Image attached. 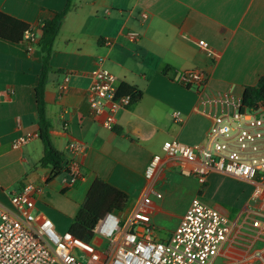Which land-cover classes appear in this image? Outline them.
<instances>
[{
	"label": "crops",
	"instance_id": "obj_1",
	"mask_svg": "<svg viewBox=\"0 0 264 264\" xmlns=\"http://www.w3.org/2000/svg\"><path fill=\"white\" fill-rule=\"evenodd\" d=\"M66 1L0 0V12L34 25L49 11L63 10ZM34 31L37 42L29 51L25 43L0 39V206L15 214L11 197L32 183L37 187L33 213L49 218L63 233L98 177L128 195L126 216L148 211L154 238L165 240L200 193L231 223L229 238L211 264H264V207L252 199L253 183L210 174L172 213L179 171L162 152L168 140L205 143L217 119L233 120L243 88L264 74V0H72L53 44L45 102L51 143L64 164L73 157L67 144H81L82 178L73 185L65 184L64 171L51 178V168L38 164L44 147L34 91L41 70L40 31ZM129 33L137 37L131 40ZM97 69L110 71L122 94L130 88L141 95L113 114L110 130L102 124L106 112L96 116L87 98ZM194 70L208 75L199 90L178 82L180 74ZM65 79L67 88L60 90ZM25 136L26 144L12 147ZM155 154L162 163L148 181L144 172ZM159 215L176 220L165 237L157 234L164 229ZM254 219L261 221L259 228L252 226ZM91 243L99 251L109 247L98 236Z\"/></svg>",
	"mask_w": 264,
	"mask_h": 264
},
{
	"label": "built area",
	"instance_id": "obj_2",
	"mask_svg": "<svg viewBox=\"0 0 264 264\" xmlns=\"http://www.w3.org/2000/svg\"><path fill=\"white\" fill-rule=\"evenodd\" d=\"M145 18L146 15L143 14ZM131 40L135 33H129ZM27 50L37 42L34 30L24 34ZM197 45L212 53L203 41ZM87 89L90 107L96 116L106 112L103 126L112 129L113 114L127 108L130 94L119 95L116 77L106 69L92 72ZM208 75L201 70L180 74L178 82L199 90ZM67 79L59 86L67 88ZM264 104L256 110H238L231 122L217 119L210 127L203 144L189 146L176 140L165 141L162 152L168 162L178 167L179 174L193 177L202 187L210 174L218 173L238 181L253 183L252 199L264 207ZM173 119L181 123L179 113ZM28 137L14 140L12 147L27 143ZM67 150L73 155L64 172L66 185L82 178L81 144L72 140ZM162 156L150 159L144 177L153 181L159 172ZM37 187L28 183L10 199L16 213L0 206V264H211L231 232L229 219L214 207L207 205L198 193L195 195L176 228L165 240L154 238L156 229L150 224V213L138 209L121 223L114 213L105 214L95 226L94 236L107 240L109 247L99 251L91 242L73 236L69 231L58 232L53 222L33 213ZM154 193V192H153ZM160 198V193H154ZM122 224V225H121ZM261 221L254 219L252 226L259 228Z\"/></svg>",
	"mask_w": 264,
	"mask_h": 264
},
{
	"label": "trees",
	"instance_id": "obj_3",
	"mask_svg": "<svg viewBox=\"0 0 264 264\" xmlns=\"http://www.w3.org/2000/svg\"><path fill=\"white\" fill-rule=\"evenodd\" d=\"M72 0H67L63 10L59 12L49 11L36 24L30 25L19 19L0 12V39L16 43H25L24 34L27 30H39L40 39L37 43L41 53V70L35 91V101L38 115V137L43 144L44 152L39 161V166L51 168V178L57 177L64 170V161L61 154L53 147L49 135L50 123L46 113L45 88L48 76L52 72L50 57L53 44L60 31L63 19L71 9ZM167 68L163 73H167ZM190 88L189 86H186ZM119 95L130 94L133 101L140 98V93L125 89V93L118 90ZM264 104V74L261 75L255 85L243 88L238 112L242 114L245 110H256ZM128 195L113 187L100 178H95L90 185L84 201L73 218L68 231L75 237L91 242L94 238V228L98 221L107 213H121L128 203Z\"/></svg>",
	"mask_w": 264,
	"mask_h": 264
},
{
	"label": "rangeland",
	"instance_id": "obj_4",
	"mask_svg": "<svg viewBox=\"0 0 264 264\" xmlns=\"http://www.w3.org/2000/svg\"><path fill=\"white\" fill-rule=\"evenodd\" d=\"M231 125H234L233 122L230 123ZM175 182L180 184V187L176 189V191H174L173 194V205L174 208L172 209V213H178V211H180L183 207V205L186 203V200L190 197H192V190L194 188V185L197 183V181L195 180V178L193 177H186V176H182L179 173L175 174L174 176ZM223 181V180H221ZM224 182V181H223ZM227 183H231L229 181H226ZM163 194V192H162ZM121 223L123 222V220L126 217L125 212H121V213H117L116 214ZM156 220L160 221V223L163 225L164 229H159L157 231V234L165 237L167 235V229H171L174 224H175V219L174 218H170V217H165L163 215H159L156 217ZM122 225V224H121Z\"/></svg>",
	"mask_w": 264,
	"mask_h": 264
}]
</instances>
